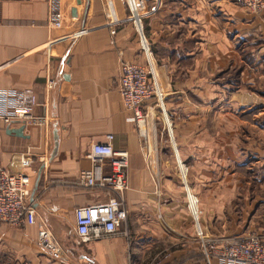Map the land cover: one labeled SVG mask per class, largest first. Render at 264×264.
<instances>
[{
	"label": "crops",
	"instance_id": "crops-1",
	"mask_svg": "<svg viewBox=\"0 0 264 264\" xmlns=\"http://www.w3.org/2000/svg\"><path fill=\"white\" fill-rule=\"evenodd\" d=\"M262 2L253 12L237 0L144 1L153 75L188 121L192 168L199 167V152L208 153L201 164L206 190L197 186L195 192L207 200L199 223L209 236L264 234ZM55 4L57 28L46 23L48 0H0V89L31 92V114L49 120L47 132L28 124L21 136L11 132L21 122L0 121V165L30 176L31 192L42 168L33 197L35 223L0 225V263L14 257L30 264H204L180 192L173 191L172 178L155 176L145 164L117 91L119 53L147 63L124 1L113 0L114 26L104 17L102 0ZM48 77L55 79L51 90ZM106 134L113 135L114 149L128 153L127 218L115 234L80 243L71 232L73 209L107 196L79 186L77 174L89 167L90 144ZM162 165L157 161L155 168Z\"/></svg>",
	"mask_w": 264,
	"mask_h": 264
},
{
	"label": "built area",
	"instance_id": "built-area-1",
	"mask_svg": "<svg viewBox=\"0 0 264 264\" xmlns=\"http://www.w3.org/2000/svg\"><path fill=\"white\" fill-rule=\"evenodd\" d=\"M102 1L106 21L111 26L116 25L118 21L113 0ZM123 1L147 63L146 66H141L129 62L119 53L117 91L124 110L129 113L128 119L135 125L142 158L149 170L155 173L154 151L158 147L155 109H161L162 120L163 115L167 118V114L163 108V94L159 91L153 75L150 50L143 32L141 17L145 0ZM237 1L253 12L260 11L263 6L262 0ZM55 3L57 0H48L46 23L47 26L57 28L60 26V12ZM54 86L55 79L46 78V89L51 90ZM34 103L35 97L31 92L0 89V121L6 125L14 121L21 122L24 126L43 125L46 131L49 126L48 117L33 116L29 106ZM112 140L113 135L106 134L104 141L91 143L86 154L89 167L80 169L77 174L76 182L79 186L98 189L107 196L104 202L73 209V233L80 243L86 244L111 236L126 222L124 195L128 188V153L126 150L114 149ZM42 164L43 167L46 166L47 160L43 158ZM30 183V176L27 174L13 172L0 165V225L21 227L35 223V212L29 201ZM187 200L195 223V240L204 264H264V234L209 236L199 223L196 199L191 196Z\"/></svg>",
	"mask_w": 264,
	"mask_h": 264
},
{
	"label": "rangeland",
	"instance_id": "rangeland-1",
	"mask_svg": "<svg viewBox=\"0 0 264 264\" xmlns=\"http://www.w3.org/2000/svg\"><path fill=\"white\" fill-rule=\"evenodd\" d=\"M144 13H145V3H144L143 14L141 19L144 26L143 32L144 34H146L145 22L143 18ZM150 62L156 67V64L154 63L152 58H150ZM165 93L166 92L163 88L161 94H163V100H162L163 108L167 114L168 126L167 124H165V121L162 120L161 109L159 108L155 109V111H157L155 112V114L157 116L156 141L158 143V147L154 151L155 152L154 157L156 162L158 161L161 164H163L161 167L156 166L155 176L168 175L167 177L173 179L172 180L173 191L176 190L177 192H180L182 196L183 206L188 211L193 224H195L192 215L190 214L189 203L187 200V193L189 192L192 198L196 199L195 206L198 212V218L200 219L201 207L206 205L207 200L204 198H198L196 196L195 191L197 189V186L202 191L206 190V185L201 182H204L202 181V175H205L207 171H206V167H202L201 164L206 162L205 160L207 159L208 153L206 150L204 152H199V160H200L199 167L196 168L195 166H193L192 168L191 160L194 159L195 154L193 156V153L191 154V150H190L191 140H190L189 124L187 125L186 123L188 121L184 120L182 114L179 113L177 114V109L175 108L177 104H171V102L173 101L167 100V96H165ZM168 127L170 128V134L167 129ZM175 149L177 151V155L174 153ZM211 152L213 154V151ZM180 164L183 165V167L185 168L184 172L180 170L179 168ZM198 175L200 181L197 183ZM154 179L156 185V192H158L156 196L158 198L159 193H161L159 192V188L157 187L159 182L158 179H156V177ZM71 232L73 234V229ZM126 233L128 234V232ZM160 249L161 248H158V245L156 244V253H160L158 252L160 251ZM197 251L199 252L198 249ZM0 264H4V263L1 262ZM5 264H30V262L25 260L17 261L16 259H14V257H10V259L8 258L6 259Z\"/></svg>",
	"mask_w": 264,
	"mask_h": 264
},
{
	"label": "water",
	"instance_id": "water-1",
	"mask_svg": "<svg viewBox=\"0 0 264 264\" xmlns=\"http://www.w3.org/2000/svg\"><path fill=\"white\" fill-rule=\"evenodd\" d=\"M23 129H24V125H21L19 128L17 129H12L11 132L17 134L18 136H21L22 135V132H23ZM54 148L56 149L57 148V134H56V131L54 133ZM41 169L39 170L38 172V176L35 180V187H34V190L31 192L30 194V198H29V201L32 203V205H34V192H35V188L37 187V184H38V180H39V177H40V173H41Z\"/></svg>",
	"mask_w": 264,
	"mask_h": 264
},
{
	"label": "bare ground",
	"instance_id": "bare-ground-1",
	"mask_svg": "<svg viewBox=\"0 0 264 264\" xmlns=\"http://www.w3.org/2000/svg\"><path fill=\"white\" fill-rule=\"evenodd\" d=\"M113 7H114V5H113Z\"/></svg>",
	"mask_w": 264,
	"mask_h": 264
},
{
	"label": "trees",
	"instance_id": "trees-1",
	"mask_svg": "<svg viewBox=\"0 0 264 264\" xmlns=\"http://www.w3.org/2000/svg\"><path fill=\"white\" fill-rule=\"evenodd\" d=\"M201 225V224H200Z\"/></svg>",
	"mask_w": 264,
	"mask_h": 264
}]
</instances>
